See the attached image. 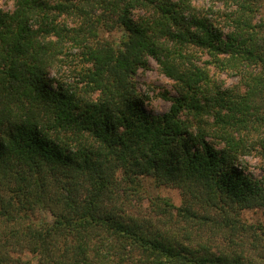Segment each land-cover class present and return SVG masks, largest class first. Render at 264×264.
I'll return each mask as SVG.
<instances>
[{
  "label": "trees",
  "instance_id": "16d2710c",
  "mask_svg": "<svg viewBox=\"0 0 264 264\" xmlns=\"http://www.w3.org/2000/svg\"><path fill=\"white\" fill-rule=\"evenodd\" d=\"M195 1L0 8V264H264L241 215L264 208V0ZM149 56L177 91L158 116L133 81ZM145 177L180 203L143 206Z\"/></svg>",
  "mask_w": 264,
  "mask_h": 264
},
{
  "label": "rangeland",
  "instance_id": "374dc122",
  "mask_svg": "<svg viewBox=\"0 0 264 264\" xmlns=\"http://www.w3.org/2000/svg\"><path fill=\"white\" fill-rule=\"evenodd\" d=\"M196 4H202L203 0H196ZM15 7L14 0H0V8L4 10H12ZM137 13V12H136ZM140 13V12H138ZM261 15L264 18V3L261 9ZM100 37L107 38L116 42L119 39L120 32L118 30L112 31H100ZM201 59L205 60L206 56L201 55ZM54 68L50 69V76L54 74ZM212 75L217 78L218 81H221L225 86L235 84L237 78L229 73L221 72L211 68ZM133 81L135 86V91L141 98V109L144 113L150 116H158L163 114L169 108L171 104V97L177 95V91L174 85V81L166 76L160 69L159 65L152 57L147 58V65L145 67H138L136 72L133 75ZM247 173L259 176L261 174V160L256 156V153L251 152L249 155H246L240 161ZM120 175V172L117 173ZM143 186V195L144 199L141 202L143 206L147 204L148 196H162L169 198L173 203L179 204L182 198L181 192L178 188L161 185L155 187L152 182L151 177H145L141 180ZM242 217L248 222H263L264 223V208H254L246 209L241 212ZM51 219L49 213L45 211L36 212L31 218L41 219V218ZM8 226V223H5ZM24 225V222L10 223L9 226H21ZM3 230V227L0 225V231ZM29 257V256H28ZM32 264H35V260L32 259Z\"/></svg>",
  "mask_w": 264,
  "mask_h": 264
}]
</instances>
